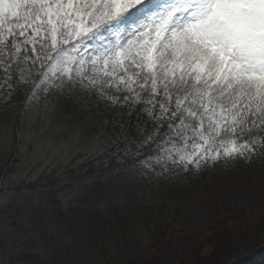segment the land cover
<instances>
[{
	"label": "snow or ice",
	"instance_id": "1",
	"mask_svg": "<svg viewBox=\"0 0 264 264\" xmlns=\"http://www.w3.org/2000/svg\"><path fill=\"white\" fill-rule=\"evenodd\" d=\"M0 72L29 96L84 93L135 116V137L116 146L128 141L141 175L251 158L259 141L242 137L264 129V0H0Z\"/></svg>",
	"mask_w": 264,
	"mask_h": 264
},
{
	"label": "rangeland",
	"instance_id": "2",
	"mask_svg": "<svg viewBox=\"0 0 264 264\" xmlns=\"http://www.w3.org/2000/svg\"><path fill=\"white\" fill-rule=\"evenodd\" d=\"M4 96L1 90L0 103ZM2 105L11 108L8 102ZM24 105L25 114H18L20 107L16 105L13 116L0 120V264H51L54 249L70 244L64 233V216L78 215L88 200L95 205V211L104 208L103 198L110 196H103V189L111 190L114 183L122 181L120 175L103 178L100 174H80L84 165L100 167L99 158L115 151L119 159L125 157L120 153L124 143L117 147L116 141L112 146L107 128H121L119 124L124 125L126 118H122L121 109L105 111L103 101L84 93L45 95L37 90ZM253 137L259 144L251 158L247 153L222 155L216 165L225 173H219L212 183L219 180L220 185L236 184L244 173L236 161L247 163L264 153V129L245 134L242 139ZM175 169L180 171L179 165ZM148 174L140 175L141 181ZM86 190L91 194L87 200ZM121 194H115L118 200H113L116 212L123 211L126 203L120 202ZM202 199L200 195L201 206ZM258 214L259 211L244 214L238 210L221 214L206 231L194 237L164 228L154 234L152 252L171 253L177 264H226L223 258L234 242L242 248L256 244L260 245L256 251L227 264H264V214ZM64 264H69L67 258Z\"/></svg>",
	"mask_w": 264,
	"mask_h": 264
},
{
	"label": "trees",
	"instance_id": "3",
	"mask_svg": "<svg viewBox=\"0 0 264 264\" xmlns=\"http://www.w3.org/2000/svg\"><path fill=\"white\" fill-rule=\"evenodd\" d=\"M23 67L27 71L28 65ZM1 90L5 96L0 103V120L7 115L13 116L16 105L17 109L20 107L18 114L21 111L25 114L24 104L31 98L27 85L17 86L0 72ZM4 102H8L11 108L2 105ZM135 119V116L124 119V128H107L112 146L117 137L128 136L129 141L135 137ZM117 152L99 158L102 163L100 167L92 168L90 165L86 168L84 165L86 170H81L80 177L120 175L122 181L116 185L114 183L111 190L103 189L105 193L102 195L106 198L110 196L107 199L102 197L106 205L104 208L95 211V205L88 200L83 204L86 205L81 213L64 216V233L70 244L61 250L54 249L51 264H64L65 258L69 264H177L171 253L166 252L163 257L152 252V239L158 231L166 228L194 237L206 231L221 214H229L234 210L244 214L255 211H259L258 215L264 214V153L247 163L244 160L236 161L237 166H242L243 175L236 184L222 182L220 185L219 180L212 183L219 173H225L216 165L218 160L202 163L199 169L190 166L187 171H176V164H166L165 167L172 174L164 175L159 174L160 167L157 166L155 172H150L141 181V174L131 170V159L128 156L119 159ZM120 153H124L123 146ZM88 190L85 191L84 199L91 195ZM118 192L122 193L120 202L126 201L124 210L120 212L114 211L112 207L115 204L113 200H118L115 196ZM200 195L203 196L200 200L202 206L198 204ZM238 244L233 243V247L238 248H227V256L223 258L226 264L251 254L260 246L247 244L242 248Z\"/></svg>",
	"mask_w": 264,
	"mask_h": 264
}]
</instances>
